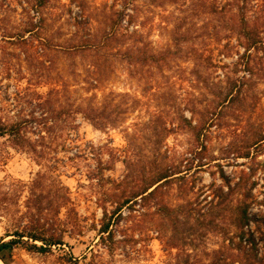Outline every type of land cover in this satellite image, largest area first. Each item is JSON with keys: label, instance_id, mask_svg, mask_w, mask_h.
Segmentation results:
<instances>
[{"label": "rangeland", "instance_id": "rangeland-1", "mask_svg": "<svg viewBox=\"0 0 264 264\" xmlns=\"http://www.w3.org/2000/svg\"><path fill=\"white\" fill-rule=\"evenodd\" d=\"M10 1L5 24L27 21V2ZM45 10L42 36L51 38L52 61L41 64L34 45L2 42L0 49V118L24 121L37 145L23 150L0 137V206L9 192L21 194L23 208V184L50 172L69 187V208L82 222L66 235L68 246L33 252L1 241L10 217L0 207V264H70L71 253L76 264H239L249 255L264 264V141H252L264 130V71L248 82L256 109L228 111L201 128L209 87L225 86L249 66L262 68L264 48L250 56L243 48L212 47L213 63L202 64L189 53L193 42H173L175 7L145 0H50ZM169 48L172 54L160 57ZM163 169L174 173L163 191L164 201L179 208L178 248L163 244L173 235L170 222L161 240L149 231L153 217L140 210L123 225L127 239L114 253L103 249V206L114 208L118 182ZM226 182L241 185L232 192ZM61 217L69 222L73 214L63 208Z\"/></svg>", "mask_w": 264, "mask_h": 264}, {"label": "trees", "instance_id": "trees-1", "mask_svg": "<svg viewBox=\"0 0 264 264\" xmlns=\"http://www.w3.org/2000/svg\"><path fill=\"white\" fill-rule=\"evenodd\" d=\"M24 1L29 5L28 20L21 22L17 18L9 26L5 22L8 18L10 20L9 13L14 10V7L10 0H0V49L2 42L24 46L34 45L39 50L38 57L41 59V64L52 61L47 46L51 38L42 36L45 9L50 0ZM145 1L151 6L173 5L175 7V10L180 14L175 17L173 42L180 48L183 44L193 42L195 45L192 46L189 53L200 60L202 64L213 63L212 47H222L225 51L243 48L245 53L252 52V50L259 53L264 48V0ZM199 20H202V24L198 22ZM112 35L108 34L107 37ZM197 45L199 47H196ZM208 49L209 53H207ZM167 53L172 54L170 48L162 51L160 57ZM149 58L159 60V57L154 55ZM261 67L249 66L248 73L244 76L240 78L228 77L225 86H220L217 83L213 87H209V94L212 97L208 103L209 117L207 120L201 121V128L210 121L220 122L228 111L245 115L251 109H256L257 103L252 101L254 84L248 82L253 78H260V75L264 74L262 72L264 66ZM0 137H9L15 147L23 150L31 151V145L37 147L26 134L24 121L6 122L0 118ZM252 141L254 145L263 142L264 130L256 132ZM34 151H37L36 148ZM49 173L40 172L31 182L23 184L28 193L23 205L24 210L20 204V193H14V197H10L9 192L2 193L4 206L0 207L10 217L6 236L1 239L3 243L6 242L13 248L22 246L29 251L49 253L54 248L63 249L64 246H68L66 235L81 227L82 221L78 217L77 211L74 207L69 208V205H73L69 187L64 184L61 175L50 176ZM172 176L174 173L169 169L160 170L148 179H130L125 175L118 182L121 191L110 194L112 197L110 201L115 203L114 208L109 210L103 206L97 244H100L108 252L114 253L118 241L127 239L123 229L126 226L123 225L131 220L135 211L142 210L141 216L153 217V229H149V231L155 230L158 235H161L157 237L161 240V237H165L167 225L170 222L173 235L167 241L163 239V244L165 243L166 247L178 248L176 241L179 239L182 225L179 208L169 206L164 201L165 191H163L165 183L170 181ZM226 183L232 192L241 185V183H236L235 186H232L229 182ZM7 201L13 202L7 203ZM63 208L67 209V214L70 217L73 214V219L69 217V222L61 217ZM120 233L125 236L121 240L117 238ZM6 238L9 239L5 240ZM235 248L237 251L239 250L237 257L245 255V252L241 250L243 249L242 243H238ZM67 261L70 264H76L78 258L71 253ZM255 263L256 260L251 255L239 261V264ZM170 264H181V262Z\"/></svg>", "mask_w": 264, "mask_h": 264}]
</instances>
